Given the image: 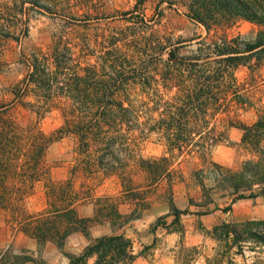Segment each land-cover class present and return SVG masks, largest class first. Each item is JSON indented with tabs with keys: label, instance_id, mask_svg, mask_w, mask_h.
I'll use <instances>...</instances> for the list:
<instances>
[{
	"label": "trees",
	"instance_id": "obj_1",
	"mask_svg": "<svg viewBox=\"0 0 264 264\" xmlns=\"http://www.w3.org/2000/svg\"><path fill=\"white\" fill-rule=\"evenodd\" d=\"M190 2L191 20L205 27L208 38L198 40L200 53L191 58L180 60L170 52L161 71L158 64L153 65L152 71L140 70L141 59L131 57L129 61L121 49L113 52L122 56L119 61L89 64L86 47L72 45L63 38L53 41L47 51H35L28 58V74L14 89L16 100L40 121L59 111L63 125L50 136L40 130L32 133L29 128L32 135L23 141L19 125L0 123V217L12 230L34 239L39 247L54 243L63 250L71 235L79 231L90 235L89 229L95 223L106 221L120 227L139 219L137 209L130 216L123 215L121 204L114 205L109 197L95 198L90 187L77 189L72 179L46 184L47 207L42 212L31 213L25 208L26 199L34 195L35 184L45 174L43 161L47 150L67 138L76 144L71 170L74 177L117 176L124 191H128L127 184L130 188L138 186L137 175L149 181L151 188L168 178L174 232L181 234L185 233L181 217L187 211L178 209L173 193L177 159L201 161L202 168L197 166L192 178L204 193L206 181L213 176L214 183L233 189L239 199L249 198L246 192L264 186V109L259 111L255 124L232 125L243 132L241 149L250 152L254 159L244 163L238 172L212 161L213 150L228 142V129L219 131L218 116L234 108H252L235 71L264 52V0ZM242 21L262 30L256 43H248L241 36L230 39L218 34V30L227 31ZM257 61L261 65V59ZM30 97L35 102H25ZM136 103L143 107L150 104V129L145 127L147 123L140 124L144 125L141 135L159 137L166 148V154L159 159H146L139 151L132 125L141 121L145 109L136 108ZM10 176L19 179L22 186L9 187ZM138 190L134 188L128 193L137 198ZM92 201L94 219L81 218L79 208ZM139 201L135 199L134 204ZM260 224L264 222L223 223L215 227L213 237L218 247L206 264H240L236 257L246 258L245 244L253 239L264 247V236L258 237L251 227ZM63 254L68 264H88L90 260H94L93 264H133L138 258L133 241L114 232L92 238L79 254ZM254 264L264 263L260 260Z\"/></svg>",
	"mask_w": 264,
	"mask_h": 264
},
{
	"label": "rangeland",
	"instance_id": "obj_2",
	"mask_svg": "<svg viewBox=\"0 0 264 264\" xmlns=\"http://www.w3.org/2000/svg\"><path fill=\"white\" fill-rule=\"evenodd\" d=\"M191 17L190 0H29L27 3L0 0V123L19 125L23 141H28L27 135H32L29 128L32 133L40 130L50 136L63 125L59 111L55 110L40 121L31 111L24 109L14 95V89L28 74V58L35 51H47L53 41L63 38L72 45H84L87 61L92 65L110 59L119 61L122 56L113 52L121 49L127 54V60L131 61V57L141 59L142 63H138L140 70L152 71L153 65L158 64L161 71L170 52L180 60L200 53L198 40L208 36L205 27L192 21ZM218 31L219 35H228L230 39L244 37L253 44L262 30L256 24L242 21L227 31ZM257 59H261V65ZM235 74L246 88V97L252 108L246 111L234 108L218 116V129H228V142L216 147L212 153L214 163L232 172L240 171L244 163L254 159L250 152L241 149L243 132L232 125H253L259 119V111L264 109V52L237 68ZM25 102L35 100L30 97ZM135 106L145 109L141 121L132 125L139 151L146 159H159L166 154L159 137L149 134L142 138L141 135L144 125L140 124L147 123L145 127L150 129V104L143 107L136 103ZM75 147V141L69 138L49 147L43 161L45 174L35 184L34 195L26 199L25 208L31 213L42 212L47 207L46 184L72 179L77 189L90 187L95 198L109 197L114 205L121 204L123 215L130 216L137 209L139 219L120 227L106 221L95 223L89 229L90 235L76 232L60 250L54 243L39 247L34 239L12 230L0 217V264H68L63 253L79 254L92 238L112 235L113 232L131 237L135 253L141 257L135 264H206V259L213 257L218 247L213 237L215 227L223 223L264 222V186L254 187L252 192L245 193L249 198L239 199L233 189L214 183L213 176L206 181L204 193L192 178L195 168H202L201 161L179 158L174 166L176 182L173 193L178 209L187 211V214L181 217L185 233L174 232L175 217L171 215L168 200L171 191L168 178L151 188L149 181L137 175L135 183L138 186L130 188L127 184L128 191H124L117 176L89 178L80 174L74 177L71 170L75 165ZM7 184L9 187L22 186L13 176L9 177ZM134 188H139L137 198L128 193ZM251 195L255 197L250 198ZM135 199L140 201L134 204ZM79 216L94 219L93 201L79 208ZM251 227L258 237L264 236V225ZM245 245L246 258L237 256L238 263L254 264L260 260L264 263V247L259 241L253 239ZM193 248L196 250L192 251ZM93 263L94 260H90L88 264Z\"/></svg>",
	"mask_w": 264,
	"mask_h": 264
},
{
	"label": "crops",
	"instance_id": "obj_3",
	"mask_svg": "<svg viewBox=\"0 0 264 264\" xmlns=\"http://www.w3.org/2000/svg\"><path fill=\"white\" fill-rule=\"evenodd\" d=\"M154 236H155V235H154ZM130 238H131V237H130ZM154 238H155V237H154ZM156 238L158 239V236H157ZM156 238H155V239H156ZM152 244H153V243H152ZM151 246H152V245H151ZM140 259H141V257H140V258H137L136 261H135L133 264L137 263Z\"/></svg>",
	"mask_w": 264,
	"mask_h": 264
}]
</instances>
